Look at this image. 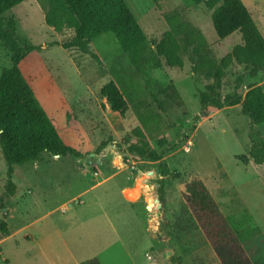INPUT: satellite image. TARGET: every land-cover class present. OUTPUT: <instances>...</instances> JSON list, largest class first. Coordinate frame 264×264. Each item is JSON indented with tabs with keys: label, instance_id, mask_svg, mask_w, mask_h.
Segmentation results:
<instances>
[{
	"label": "rangeland",
	"instance_id": "rangeland-1",
	"mask_svg": "<svg viewBox=\"0 0 264 264\" xmlns=\"http://www.w3.org/2000/svg\"><path fill=\"white\" fill-rule=\"evenodd\" d=\"M242 1L264 35V0ZM126 2L149 43L140 71L109 32L93 39L86 52L63 48L72 30L48 27L37 0H25L0 16L4 25L14 22L19 46L31 49L19 64L23 76L46 113L57 119L66 142L80 152L45 153L15 165L12 196L5 194L7 165L0 154V224H6V232L0 231V264H75L92 257L101 264H220L178 190L179 183L195 177L204 182L254 264H264V164L248 156L249 118L241 103L201 107L199 93L213 79L193 71L196 57L190 47L182 67L167 66L154 55V44L168 30L164 16L172 12L203 34L215 60L241 42L240 33L218 39L203 2ZM9 66L10 50L0 40V73ZM112 79L128 96L124 118L112 113L100 95ZM170 86L179 98H169ZM251 86L264 89V70L254 74L233 62L218 92L244 95ZM67 108L79 131L69 127ZM139 124L152 150L174 149L158 161L129 153L127 146L135 141L131 130ZM160 163L166 164L165 176L159 174Z\"/></svg>",
	"mask_w": 264,
	"mask_h": 264
},
{
	"label": "trees",
	"instance_id": "trees-1",
	"mask_svg": "<svg viewBox=\"0 0 264 264\" xmlns=\"http://www.w3.org/2000/svg\"><path fill=\"white\" fill-rule=\"evenodd\" d=\"M25 0H0V16ZM44 11V21L56 32L72 30V37L62 43V47L77 48L86 52L89 43L105 32L113 35L120 49L125 52L131 65L140 71L149 51V43L126 0H37ZM157 4L160 0H152ZM203 2L211 10L210 19L218 39H224L233 32H239L241 42L219 60L212 58L207 50L203 34L192 25L182 21L177 13L166 14L168 25L161 38L154 44V55L170 67L183 66V54L190 47L196 59L193 71L212 78L213 83L199 93V103L203 109L235 106L241 103L242 113L247 115L252 126L248 138L249 158L255 164H264V89L249 87L244 95L239 93L221 95L224 71L233 62L250 68L251 73L264 70V35L260 32L248 8L242 0H193ZM0 40L10 50V66L0 73V154L7 167L5 194L12 196L16 185L12 180L15 165H23L48 153L63 157L80 156V152L66 142L56 118L49 116L36 98L31 85L23 76L19 64L30 47L22 48L14 37V22L6 25L0 20ZM169 98H179L174 90ZM112 113L124 118L129 109L125 89L117 80L106 82L100 89ZM168 96V95H167ZM69 127L79 131L80 123L71 108L65 110ZM135 141L127 146V151L149 161H158L174 149L152 150L142 124L131 130ZM165 143L164 139L159 145ZM159 174H167L166 164H159ZM175 177L179 172L174 173ZM164 180H158L157 192L162 201ZM184 205L190 211L197 226L211 246L220 264H254L238 239L218 203L198 178L178 184ZM2 197L0 200L2 201ZM0 231L6 232V224H0ZM80 264H101L92 257Z\"/></svg>",
	"mask_w": 264,
	"mask_h": 264
},
{
	"label": "crops",
	"instance_id": "crops-1",
	"mask_svg": "<svg viewBox=\"0 0 264 264\" xmlns=\"http://www.w3.org/2000/svg\"><path fill=\"white\" fill-rule=\"evenodd\" d=\"M156 200H158V199H156ZM82 261H84V260H82ZM82 261H80V260H74L73 262H74L75 264H80V262H82Z\"/></svg>",
	"mask_w": 264,
	"mask_h": 264
},
{
	"label": "water",
	"instance_id": "water-1",
	"mask_svg": "<svg viewBox=\"0 0 264 264\" xmlns=\"http://www.w3.org/2000/svg\"><path fill=\"white\" fill-rule=\"evenodd\" d=\"M56 156H58V155H56ZM158 201V200H157ZM158 204H159V202H158Z\"/></svg>",
	"mask_w": 264,
	"mask_h": 264
},
{
	"label": "bare ground",
	"instance_id": "bare-ground-1",
	"mask_svg": "<svg viewBox=\"0 0 264 264\" xmlns=\"http://www.w3.org/2000/svg\"><path fill=\"white\" fill-rule=\"evenodd\" d=\"M148 208L150 209V207L148 206Z\"/></svg>",
	"mask_w": 264,
	"mask_h": 264
}]
</instances>
